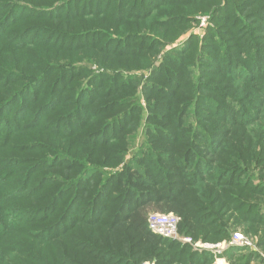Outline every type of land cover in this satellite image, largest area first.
<instances>
[{"label":"trees","instance_id":"16d2710c","mask_svg":"<svg viewBox=\"0 0 264 264\" xmlns=\"http://www.w3.org/2000/svg\"><path fill=\"white\" fill-rule=\"evenodd\" d=\"M151 208L264 264V0H0V264H215Z\"/></svg>","mask_w":264,"mask_h":264},{"label":"built area","instance_id":"2783aa9c","mask_svg":"<svg viewBox=\"0 0 264 264\" xmlns=\"http://www.w3.org/2000/svg\"><path fill=\"white\" fill-rule=\"evenodd\" d=\"M204 24L205 20L203 19L201 26L203 27ZM180 221V217L172 213L166 215L152 214L147 220L149 229L155 235L171 241L188 244L194 251L210 253L215 257L222 255L230 247L256 250L254 243L241 232L234 233L230 241H222L219 243L195 241L191 237H182L179 232ZM144 264L154 263L146 262Z\"/></svg>","mask_w":264,"mask_h":264},{"label":"rangeland","instance_id":"374dc122","mask_svg":"<svg viewBox=\"0 0 264 264\" xmlns=\"http://www.w3.org/2000/svg\"><path fill=\"white\" fill-rule=\"evenodd\" d=\"M203 19L205 20V24H204V26L202 27L201 25H202V20H203ZM197 21H198V23L195 24L192 33H193V34L195 33L197 36H199V38H202V37L204 36L205 32H206L207 27L210 25V16H208V15H201V16L197 17ZM189 36H190V33L187 34L186 36L182 37V38L176 43L175 46H180L181 44H183V43L189 38ZM94 70H96V68H94ZM96 71H98V70H96ZM129 157H130V156H129ZM115 171H116V170H113V172H115ZM259 204H261V206H263L262 203H259ZM151 209H152V210H149V212H148V217H149L150 215H152V214H159V215H166V214H169V213L162 212V210H160V209H158V208H151ZM170 213H171V212H170ZM172 214H174V213H172ZM148 217H147V218H148ZM236 232H241L242 234L245 235V233H244L241 229L235 231L234 233H236ZM245 236H246V235H245ZM246 237H248V238L250 239V241H252V242L254 243L255 247H256V241H257V239H256L255 237H249V236H246ZM175 242H177V241H175ZM178 243H180V244H182V245L190 246V245L185 244V243H182V242H178ZM209 243H210V242H209ZM217 243H219V242H217ZM190 247H191V246H190ZM191 248H192V247H191ZM192 249H193V248H192ZM256 249H257V247H256ZM196 252H198V251H196ZM198 253H201V252H198ZM262 257H263V259H264V254H262ZM220 258L226 259L225 257H223V255L216 256L215 259L217 260V259H220ZM215 262H216V261H215ZM145 263H146V262H145Z\"/></svg>","mask_w":264,"mask_h":264},{"label":"crops","instance_id":"0c3cea01","mask_svg":"<svg viewBox=\"0 0 264 264\" xmlns=\"http://www.w3.org/2000/svg\"><path fill=\"white\" fill-rule=\"evenodd\" d=\"M215 264H228V262L226 259L220 258L216 260Z\"/></svg>","mask_w":264,"mask_h":264}]
</instances>
